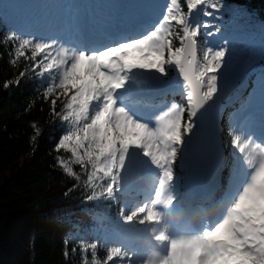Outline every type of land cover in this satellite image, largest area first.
<instances>
[{"label":"snow or ice","instance_id":"1","mask_svg":"<svg viewBox=\"0 0 264 264\" xmlns=\"http://www.w3.org/2000/svg\"><path fill=\"white\" fill-rule=\"evenodd\" d=\"M223 7L222 0H167L163 14L150 26L116 27L99 40H89L82 32L70 36L23 24L6 32L0 43L12 45L9 63L16 67L23 58L31 62L33 73L48 78L44 99H50L52 114L68 127L56 149L70 153L67 160L57 157L68 177L78 180L89 167L107 170L118 155L122 163L129 159L132 149L143 150L154 162L175 158L178 149L198 134V114L228 86L232 69L228 40L220 48L208 46L202 59L198 56L201 29H215L204 32L209 38L218 34L220 28L211 20L220 19L214 14ZM197 13L209 19L194 22ZM261 44L264 58V31ZM170 68L182 80L180 91L187 107L173 102L150 123L125 104L127 92L140 76L164 78ZM28 71L26 67L15 81H5L4 87L18 85ZM258 83L264 88V79ZM254 95L255 90L249 94V102ZM58 100L62 104L59 112ZM247 118L242 106L230 114L228 125L232 146L244 162L245 157L251 162L257 154L264 157V146L237 131ZM33 128L39 135V128ZM74 165L80 167V173ZM247 169V187L222 222L200 238L176 246L178 264H264V164L258 170ZM236 175L233 170L229 185Z\"/></svg>","mask_w":264,"mask_h":264},{"label":"trees","instance_id":"2","mask_svg":"<svg viewBox=\"0 0 264 264\" xmlns=\"http://www.w3.org/2000/svg\"><path fill=\"white\" fill-rule=\"evenodd\" d=\"M17 1L0 0V40L17 28V19L30 21L33 7ZM222 3L214 14L220 19H213L220 34L240 27L264 31V0ZM199 47L202 59L206 49L200 39ZM11 51V43H0V264H135L102 238L106 230H118V204L105 196L111 179L92 167L78 180L63 171L57 157L67 160L70 153L56 149L68 127L52 114L50 99H44L49 82L33 73L31 62L23 58L13 67ZM26 67L29 71L19 84L6 89L5 81H15ZM61 108L58 100L57 112ZM221 125L228 134L227 122ZM183 157L178 149L172 161L175 175L181 173ZM74 170L81 172L78 165Z\"/></svg>","mask_w":264,"mask_h":264},{"label":"rangeland","instance_id":"3","mask_svg":"<svg viewBox=\"0 0 264 264\" xmlns=\"http://www.w3.org/2000/svg\"><path fill=\"white\" fill-rule=\"evenodd\" d=\"M19 1V0H18ZM17 1V4H18ZM39 2V5L36 9L37 13L34 16V22L32 24L26 25L36 30L48 31L51 32L54 30L55 24L61 20V13H63L66 8L72 7L74 11L78 12L79 8L84 4L85 0H35ZM41 1V2H40ZM111 5L113 4L116 10H120L122 14L128 13V17H134L136 15H142L150 17V19H154L156 21L162 14L164 10V6L166 5L165 0H155L154 2L151 0H106ZM153 2V3H152ZM154 4H156L154 6ZM74 12V13H76ZM201 17L199 20H195L194 22L203 23L205 20H208L207 17ZM49 20V23L46 22ZM212 23L213 19L211 20ZM215 29H201L200 37L203 39V42L206 43L207 46H212L213 48H220L225 46L224 41L228 40L229 47V56L231 57L232 69L228 73V86L222 88V90L217 94V97L211 101L214 107L219 106L222 102H224L223 108L229 107L233 102L237 99L238 94L246 91L247 96L255 90L254 97H256L259 101H264V88H261L258 81L264 79V58L261 57L260 49H261V33L254 32L250 28H237V30L230 29L225 31L222 34H216L211 38L206 37L204 35L205 31H214ZM250 30V31H249ZM28 34V33H26ZM44 33L37 32V35H42ZM170 80H164V78L159 77H147V82L142 83V91H148L152 89L154 86H159L164 84L165 87L171 89L173 92H178L182 95L180 91V87L182 85V80L176 73L175 69H169ZM175 77L176 80H171L172 77ZM145 76L139 77V79H144ZM45 80L47 82L48 78L45 76ZM163 80V81H162ZM242 85V89L238 92L237 86ZM259 91H257V90ZM237 91V92H236ZM236 92V93H235ZM237 96H236V95ZM235 97L228 102V98L231 96ZM224 98V99H223ZM178 100H182L184 103H187L184 95L179 97ZM263 103V102H260ZM172 104V103H171ZM170 104V105H171ZM170 105L166 107L168 110ZM239 128V126H238ZM237 128V131H238ZM196 136V135H195ZM193 136L191 140L195 137ZM224 136V134H222ZM190 140V142H191ZM223 143H227L224 139H222ZM190 142L186 143L183 149H180L185 153L184 160L182 161L181 166L179 167L183 176L176 179V181H184V183L180 186L185 189L188 178H191L189 174V146ZM232 150L235 148L232 147ZM132 153H135L132 156ZM171 157V156H169ZM242 158L239 154L236 157V160L231 158L228 151L225 152L223 162L220 165L219 175L224 174L225 168H232L237 164L238 160ZM243 160V158H242ZM244 162V161H243ZM108 162L105 161V164ZM245 164L247 162V158L245 157ZM98 170V169H97ZM99 172H103L107 179H111L112 186L109 188L107 194L108 196L112 194V197L115 198V201L118 204V212L116 220H114V224L117 226L118 231L114 234H110L108 230L103 233V240H107L111 244L115 246V248L119 251L126 250L128 252V256L130 260L137 264H178L177 260L174 258V252L176 251V246L186 244L179 243L171 245V250L169 255L166 258H153L147 255L148 246L157 245V239L162 236L156 235L149 244L140 245L143 238H133L132 236H128L126 234L127 227L131 225V222H125L126 216L133 217L134 220H137L140 225L147 228V230L155 227H159V223L156 220L155 214L150 213V217L145 220L147 217V213L137 204L134 208L131 206V201L126 198L121 199L120 195H126L129 192L130 188H134L138 184L137 181H144L146 186L148 183H151L157 177L159 178L160 172L163 171V176L167 178L168 188L171 190L174 201H177L178 205L184 200V193H181L179 190V186L174 182L175 178L169 168L162 167V160L153 161L152 157L145 156L143 154V150L141 149H132L129 153V159H125L123 163L121 162L120 156L118 155L115 160L114 165H109L107 170H98ZM159 172V174H158ZM226 174V173H225ZM228 180V177H227ZM226 180V181H227ZM145 189V188H144ZM183 191V190H182ZM146 193V192H144ZM132 194V193H131ZM133 196H138V194H133ZM183 204V203H182ZM201 217H203V210L200 211ZM216 225L213 226V228ZM188 243V242H187Z\"/></svg>","mask_w":264,"mask_h":264},{"label":"water","instance_id":"4","mask_svg":"<svg viewBox=\"0 0 264 264\" xmlns=\"http://www.w3.org/2000/svg\"><path fill=\"white\" fill-rule=\"evenodd\" d=\"M199 14H195L194 17ZM219 110L220 107L213 108L209 103L202 110V113L198 114L201 131L193 140L191 147L192 165L190 173L196 182L206 185H212L216 182L219 163L224 151L218 130Z\"/></svg>","mask_w":264,"mask_h":264},{"label":"bare ground","instance_id":"5","mask_svg":"<svg viewBox=\"0 0 264 264\" xmlns=\"http://www.w3.org/2000/svg\"><path fill=\"white\" fill-rule=\"evenodd\" d=\"M61 0H58V2H60ZM89 1V3H91V2H93V1H97V2H99L100 0H88ZM70 8V7H69ZM116 9H113V8H110V11H109V13L110 14H113V13H116L118 10H116ZM115 15V14H114ZM141 77V76H140ZM143 77V76H142ZM145 79V83L147 82V77H145L144 78ZM140 88H139V90L141 91V89H142V84H140V85H138ZM155 90V92H159V94H160V91H159V88H154ZM165 88H161V90H164ZM167 89V88H166ZM247 94V92L246 91H243L242 92V95L244 96V95H246ZM155 95V94H154ZM153 96V95H152ZM224 99V98H223ZM164 112V111H163ZM161 110H151L148 114H146V115H140L139 117H141L142 119H150L151 121H155V119H157L158 118V116L159 115H161V113H163ZM258 162V160L257 159H255V161H254V164H256ZM224 170H226V168L224 169ZM190 180V179H189ZM224 180H225V178H224V174H222V175H220V180H219V182L220 183H224ZM144 184H146V183H144ZM151 184V183H150ZM194 185L195 186H197L196 187V189H200V192L201 193H203V194H206V195H208L209 197H217L218 195H217V193H216V191H215V189H218V185H216L215 187L214 186H212V187H210V188H208L207 187V185H199V184H197V183H194ZM144 187H142V189H143ZM136 188L134 187V188H132L131 190L132 191H136L135 190ZM138 189L140 190V188L138 187ZM137 189V190H138ZM129 194V193H128ZM144 195L146 196L147 195V193H144ZM120 198L121 199H124V198H127V200H131V201H133L134 199L137 201V200H139V198H140V194H138V196L136 197V196H133L132 194L131 195H128V196H126L125 194L124 195H120ZM137 204H136V202H134V203H132V208H134L135 206H136ZM125 222H131L132 224L131 225H129L128 227H127V232H126V234L128 235V236H132V240H133V238H135V239H137V238H141V236H144L145 237V242H149V241H151L156 235H161L162 233H163V231H162V229L161 228H158V227H155V228H151L150 230L148 229L147 230V228H145L144 226H142V225H140L139 224V222L137 221V220H134L133 219V217H131V216H126V218H125Z\"/></svg>","mask_w":264,"mask_h":264}]
</instances>
